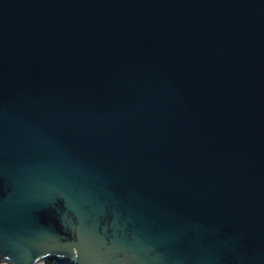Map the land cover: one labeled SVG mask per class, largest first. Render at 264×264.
<instances>
[{
	"label": "water",
	"instance_id": "1",
	"mask_svg": "<svg viewBox=\"0 0 264 264\" xmlns=\"http://www.w3.org/2000/svg\"><path fill=\"white\" fill-rule=\"evenodd\" d=\"M264 264V0H0V264Z\"/></svg>",
	"mask_w": 264,
	"mask_h": 264
},
{
	"label": "trees",
	"instance_id": "2",
	"mask_svg": "<svg viewBox=\"0 0 264 264\" xmlns=\"http://www.w3.org/2000/svg\"><path fill=\"white\" fill-rule=\"evenodd\" d=\"M46 264H72V263H70V262H61V261H58L56 259H51V260L47 261Z\"/></svg>",
	"mask_w": 264,
	"mask_h": 264
}]
</instances>
